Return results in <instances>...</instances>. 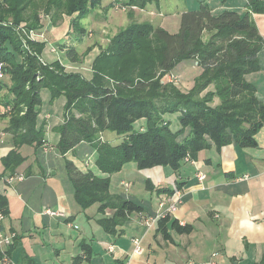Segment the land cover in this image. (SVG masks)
I'll use <instances>...</instances> for the list:
<instances>
[{
  "label": "trees",
  "instance_id": "trees-1",
  "mask_svg": "<svg viewBox=\"0 0 264 264\" xmlns=\"http://www.w3.org/2000/svg\"><path fill=\"white\" fill-rule=\"evenodd\" d=\"M95 1L100 0H0V65L4 78H10L9 85L0 79V93H9L2 104L10 107L9 132L17 148L47 143L46 124H39L42 92L50 93L51 103L65 100V120L55 129L60 154L89 144L97 154V170L106 176L84 172L66 160L75 199L83 210L94 205L100 213L115 209L114 218L100 221L113 234L127 214L141 210L111 193V177L127 165L135 164L139 171L179 172L186 161H197L201 152L213 147L220 151L230 145L257 146L256 135L264 128V102L246 76L261 70L264 38L253 16L264 14V0H247L245 12L220 13L202 2L182 13L174 34L150 23H132L100 50L90 79L68 72L60 60L47 63V44L29 37L43 28L42 17L54 27L71 18V30L79 38L86 33L81 21ZM157 2L127 0L122 6L145 9ZM59 48L69 62L80 63L81 55L71 43ZM184 62H194L200 70L188 93L164 80ZM174 115L180 124L175 131L168 121ZM106 133L121 142L103 141L101 134ZM2 162L5 175L0 177H13L25 158L13 150ZM0 211L10 214L1 194ZM17 242L16 234L14 245L0 251V262L10 260Z\"/></svg>",
  "mask_w": 264,
  "mask_h": 264
},
{
  "label": "crops",
  "instance_id": "crops-1",
  "mask_svg": "<svg viewBox=\"0 0 264 264\" xmlns=\"http://www.w3.org/2000/svg\"><path fill=\"white\" fill-rule=\"evenodd\" d=\"M238 1H231L224 8L245 12L247 0ZM213 7L216 13L222 12L221 8ZM259 16L253 17H259L256 24L264 38V14ZM70 30L68 17L61 25L45 31V35L59 47L71 43L67 41L70 39H64ZM53 56L47 45L43 59L53 63L56 61ZM259 60L261 70L247 75L246 79L255 85L264 102V48ZM8 94L7 90L0 93V107L5 108L2 103ZM57 102L64 107V99L52 105ZM63 113L59 117V112H47L54 115L50 122H45L46 114L39 117V124L46 123L47 143L42 147L17 148L9 132L10 112L0 118V176L5 175L2 160L10 152L18 150L25 158L13 176L14 181L10 182L13 177H0V194L8 200L10 212L1 226L6 233L14 232L18 236L10 260L1 264H186L191 261L264 264V128L256 135V147L241 149L230 145L220 151L213 147L201 152L197 161H186L179 172L171 168L139 171L135 164L124 167L122 171L127 170L128 176L121 180V197L141 210L127 214L112 234L103 229L100 221L114 218L116 210L100 213L99 205L83 210L75 199L71 182L55 193L48 186L36 196L42 184L51 182L53 162L62 160L57 148L60 136L55 129L63 123ZM49 133L57 135V144L50 143ZM71 155L76 157V151L63 157L81 170L82 164L69 159ZM93 155L97 156L94 150ZM86 165L82 171L91 170L99 177H106L96 164ZM199 173L206 175L203 182L197 178ZM20 176L24 178L22 181L16 179ZM64 177H68L66 166ZM159 189H169L172 193H162ZM163 202L167 205L164 210L176 202V211L167 215L166 221H162L165 217L149 226L148 219L159 213ZM47 210L59 215L52 217ZM135 240L140 241L142 255L135 253Z\"/></svg>",
  "mask_w": 264,
  "mask_h": 264
},
{
  "label": "rangeland",
  "instance_id": "rangeland-1",
  "mask_svg": "<svg viewBox=\"0 0 264 264\" xmlns=\"http://www.w3.org/2000/svg\"><path fill=\"white\" fill-rule=\"evenodd\" d=\"M124 1L126 2L127 0L95 1V3H93V5H91L89 8V15L81 21L82 27L86 30L85 35L77 39L78 36L75 35L73 30H70L69 34L65 36L64 39H70L71 41H67L71 42L77 47L78 53L82 58L79 64H73L69 62L65 55L61 53L58 45L56 46L54 43H52V38L50 36L48 38L47 35H45V31L51 30V28L54 27L48 17H42L43 28L39 32H31L29 37L33 41L45 42L49 47V52L54 55V59L60 60L65 65L68 72L81 73L86 78H90L92 75L93 59L100 53L102 48L107 47L113 37H115L121 30L125 29L130 24L150 23L156 27L164 26L170 33L174 34L177 33L180 28V21H178V19L180 20L179 17L181 12L197 9L201 6L202 2L207 3L209 6H217L218 10L221 8V11H223L226 10V8H224L225 4H230L231 1L237 0H158L157 3L149 4L145 9L122 6ZM238 2L243 1L239 0ZM130 12H132V16ZM255 16H259V14H255ZM259 17H253L255 18V22ZM64 19L68 20V17ZM63 21L58 25H61ZM47 40L49 42H46ZM50 43L54 46L53 48H50ZM89 49H91V52L87 56H84V54ZM199 73L200 70L197 68L194 62H184L172 74L177 77V79H179V82L176 84V86L184 93H188L192 90L194 86V79L199 75ZM169 78L170 77L167 76L164 80L169 82ZM1 81L5 84H10L9 77H5ZM42 100L43 102L41 106L40 117L44 116L47 112L52 114L59 112L57 115L61 117L60 113H62V111L64 112L61 102H57L56 104H53V106L50 102V93L48 91L42 92ZM5 108L0 107V111L3 112ZM49 115L50 114H46L45 118L43 117L45 122L48 120L50 122L54 118V115ZM5 116V114L0 113V118ZM65 117L66 115L63 113V122ZM168 119V121L171 122V129L173 131L180 128L177 115L169 116ZM48 139L51 144H57L58 137L56 134L49 133ZM101 139H103V141L105 140L106 142H110L112 145H117L121 142V140L116 135L109 133L101 134ZM93 150L94 148H92L89 144L82 143L75 148L76 157L71 155L70 158H68H73L77 163L82 164V169L86 163L89 164V166L86 165V167H90L96 163L95 159L97 156H91ZM65 160L66 159H64L62 156L61 161L53 162L55 164V169L51 173L53 177H49L51 182H49V184H42L41 188L37 189L36 196L39 197L38 194L44 193L48 186L50 187L52 193L58 192L61 189H65L68 186L70 180L68 177H64ZM122 172L114 174L111 179V185L113 186L112 192L117 196H121V194H123L121 193V180L128 176L127 170H124V174ZM121 173L124 176H121ZM55 181L57 184L54 183Z\"/></svg>",
  "mask_w": 264,
  "mask_h": 264
},
{
  "label": "built area",
  "instance_id": "built-area-1",
  "mask_svg": "<svg viewBox=\"0 0 264 264\" xmlns=\"http://www.w3.org/2000/svg\"><path fill=\"white\" fill-rule=\"evenodd\" d=\"M168 76L170 77L169 82H172L175 85L179 82V79H177V77H175L173 74H170ZM3 78H4V73H3L2 65H0V79H3ZM9 112H10L9 107L5 108L3 112L0 111V113H3V114L9 113ZM197 178L200 182H203L206 179V175L203 173H199L197 175ZM16 179L19 181H22L24 178L22 176H20V177H17ZM244 179L247 180V177H244ZM244 179H242V180H244ZM12 181H14V177L10 179V182H12ZM165 206H167L165 202L160 204L159 213L154 218L148 219V225L149 226L155 224V222H157L159 219L165 218L170 213H174L177 209V203L176 202H171L168 205V208L164 210ZM46 213L52 217L59 215V213H57L53 210H47ZM5 219H6V216L3 214V212L0 211V226L5 221ZM15 238H16V233H6L0 227V251L5 252L7 248L14 245ZM134 243L136 245L135 253L137 255H142L143 249L141 248L140 241L135 240ZM186 264H216V263L214 261L205 262V263H198V262L191 261V262H188Z\"/></svg>",
  "mask_w": 264,
  "mask_h": 264
}]
</instances>
